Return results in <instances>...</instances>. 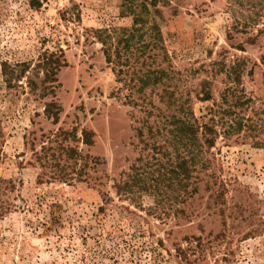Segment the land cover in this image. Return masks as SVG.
Returning a JSON list of instances; mask_svg holds the SVG:
<instances>
[{"label":"rangeland","instance_id":"1","mask_svg":"<svg viewBox=\"0 0 264 264\" xmlns=\"http://www.w3.org/2000/svg\"><path fill=\"white\" fill-rule=\"evenodd\" d=\"M0 264H264V0H0Z\"/></svg>","mask_w":264,"mask_h":264},{"label":"trees","instance_id":"2","mask_svg":"<svg viewBox=\"0 0 264 264\" xmlns=\"http://www.w3.org/2000/svg\"><path fill=\"white\" fill-rule=\"evenodd\" d=\"M150 7H154L155 8V3L151 2ZM144 10H146V12L148 13V15L150 14V10L148 9L149 7L145 4L141 5ZM156 12V11H155ZM156 14H159V12L157 11ZM147 26V27H145ZM145 28L147 33L144 32ZM123 33L120 36V41L121 44H123L124 48L126 50H129L130 47V40L133 41V39L136 38V36H139V38L143 39L145 38L144 36L147 35L149 38V42L143 47L144 49H155L157 47H159V45L162 42L163 39V34L160 28V25L157 23L156 19H153V22H150L149 20L145 21L143 20L142 17L140 16H136L134 17V24L131 30H123ZM128 33V34H127ZM100 40H103V44L107 45L111 39L110 35H107V32H99L98 33ZM119 38V37H118ZM130 38V39H129ZM129 39V41H128ZM107 54V60L109 63H113V59H112V53L110 51L106 52ZM117 57V55H116ZM152 74L155 75V77L159 76L158 74H160V71H149L146 74H144V77H140L138 80L139 82L142 83V87L148 86L152 80ZM46 75H54L52 71L47 70ZM157 75V76H156ZM159 79V77H157ZM156 78V79H157ZM157 83V81H156ZM52 90V89H50ZM47 113L51 114V113H57V107L54 104L48 105L47 106ZM50 110V111H49ZM56 115V114H55ZM54 115V117H55ZM203 131L201 132V126H194L191 122H189V120L183 119L179 121V125H178V132H179V138L180 141L184 144L191 142L192 145L195 146V149L197 150V157L198 158V162L202 163V166L205 164L204 162V157L201 155V153H203V149L205 148V146L208 147H212L214 144V137H213V133L214 130L209 126H202ZM200 135V137H199ZM86 136V140L89 139L88 134H85ZM88 137V138H87ZM88 141V140H87ZM185 162V159H184ZM186 163V162H185ZM184 166V170L183 173L184 174H188V171Z\"/></svg>","mask_w":264,"mask_h":264}]
</instances>
